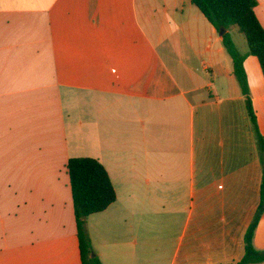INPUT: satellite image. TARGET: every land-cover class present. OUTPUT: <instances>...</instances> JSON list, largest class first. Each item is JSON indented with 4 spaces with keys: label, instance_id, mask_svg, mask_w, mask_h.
Masks as SVG:
<instances>
[{
    "label": "crops",
    "instance_id": "crops-1",
    "mask_svg": "<svg viewBox=\"0 0 264 264\" xmlns=\"http://www.w3.org/2000/svg\"><path fill=\"white\" fill-rule=\"evenodd\" d=\"M243 65L264 139V75L255 56ZM260 154L221 36L190 0H0V264H82L67 170L81 157L116 192L86 219L102 264L238 261Z\"/></svg>",
    "mask_w": 264,
    "mask_h": 264
},
{
    "label": "trees",
    "instance_id": "trees-1",
    "mask_svg": "<svg viewBox=\"0 0 264 264\" xmlns=\"http://www.w3.org/2000/svg\"><path fill=\"white\" fill-rule=\"evenodd\" d=\"M221 36V42L232 61V72L243 94L253 131L260 144L263 160L264 139L259 133L256 116L251 104L247 75L244 69L246 56H255L264 75V28L259 22L255 7L256 0H190ZM237 27L246 39L248 52L237 49L230 30ZM71 192L74 203L76 230L82 264H102L94 254L91 239L86 230L88 216L102 212L116 201V192L103 165L95 158H71L67 163ZM264 171V170H263ZM258 209L245 236L244 256L226 264H256L264 262V250L253 243L255 229L264 213V172Z\"/></svg>",
    "mask_w": 264,
    "mask_h": 264
},
{
    "label": "rangeland",
    "instance_id": "rangeland-1",
    "mask_svg": "<svg viewBox=\"0 0 264 264\" xmlns=\"http://www.w3.org/2000/svg\"><path fill=\"white\" fill-rule=\"evenodd\" d=\"M234 36H235L236 45L238 46V48H243L247 45L246 39L242 33H240L239 31H236Z\"/></svg>",
    "mask_w": 264,
    "mask_h": 264
}]
</instances>
